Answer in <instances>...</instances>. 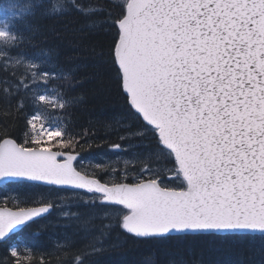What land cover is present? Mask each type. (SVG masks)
Here are the masks:
<instances>
[{"label": "snow or ice", "instance_id": "1", "mask_svg": "<svg viewBox=\"0 0 264 264\" xmlns=\"http://www.w3.org/2000/svg\"><path fill=\"white\" fill-rule=\"evenodd\" d=\"M116 7L106 63L125 105L118 122L128 126L120 131L140 132L170 166L127 167L125 160L123 170L76 167L79 140L57 113L82 101L49 90L54 79L75 73L51 49L23 50L43 14L44 3L33 0L19 13L0 8V106L28 113L23 142L0 132V185L72 192L77 208L86 209L77 220L99 206L136 241L200 242V258L181 264H228L204 259V252L223 256L264 238V0H123ZM74 92L69 85L66 95ZM0 203V243L17 257L11 245L53 205ZM97 240L103 234L89 246L95 249ZM260 252L264 257V247ZM76 264H88L85 252L78 251Z\"/></svg>", "mask_w": 264, "mask_h": 264}, {"label": "trees", "instance_id": "2", "mask_svg": "<svg viewBox=\"0 0 264 264\" xmlns=\"http://www.w3.org/2000/svg\"><path fill=\"white\" fill-rule=\"evenodd\" d=\"M35 2L44 3L43 14L34 21V30L25 35L30 47L23 50L31 53L36 49H43L45 52L51 49L58 53V63L64 68L73 69L75 73V79H72L70 73H65L63 78L54 79L49 90L52 95L82 101L70 104L63 114L57 113V116L67 121L68 135L79 140L74 150V154L78 155L77 168L96 170V165L99 164L101 168L123 170L117 158L124 156L131 160L127 167H150L166 171L170 165L155 155L147 139L139 138L140 132L133 134L120 131L128 126L126 122H118L125 112V105L116 88L115 73L110 70L106 61L115 31L111 25L119 14L116 5L122 2ZM32 3L33 0H0V8L12 5L14 11L19 13L30 9ZM81 4H87L88 7L82 11L70 7L75 5L80 8ZM93 11H102L103 14L93 16ZM10 66L15 67L14 64ZM61 85L64 87L61 88ZM69 85L75 86L73 96L66 95ZM27 114V111L17 112L15 108L0 106V132L7 130L9 137L23 142L28 130ZM113 117H116L115 121L112 120ZM121 136L125 138L122 140ZM113 144H121L122 151H112ZM51 145L52 142L49 141L44 146ZM105 160L110 163L104 162ZM82 163L86 164L82 167ZM109 178L114 177H102ZM8 187L19 198L21 206L34 207L44 202L51 203L53 207L46 218L31 223L23 230L18 239L25 248L23 251L17 248V257L11 256L10 245L0 243V264H76L78 251L85 252L88 264H181L182 261L199 259L203 252L201 243L195 241H170L166 244L136 241L119 228L113 215L99 206L87 209L90 215L84 218L87 221L84 224V220L76 219L80 212L86 211L84 208H77L78 200L64 204V208H58L46 198L47 192H56L50 188L37 185ZM87 202L91 204V201ZM0 206L5 205L0 203ZM80 228L84 230H79ZM101 234L103 241L97 240L95 249L90 247L93 237ZM66 237H71L75 248H68ZM261 247H264V238L255 236L249 242L228 250L223 256L204 252V259H223L228 264H240L241 261L244 264H261L264 259Z\"/></svg>", "mask_w": 264, "mask_h": 264}, {"label": "rangeland", "instance_id": "3", "mask_svg": "<svg viewBox=\"0 0 264 264\" xmlns=\"http://www.w3.org/2000/svg\"><path fill=\"white\" fill-rule=\"evenodd\" d=\"M116 1L123 2V0H116ZM37 127H39V125H37ZM117 160L121 162L122 168L126 167V165L124 164L125 160H128L129 164L131 161L129 158H126L124 156H119ZM104 162H107V160H105ZM114 162H116V159L114 160ZM84 164L86 163H82L81 166L83 167ZM84 169H88V168L84 167ZM46 198L47 200H50L53 204H56L58 208H64V204H69L70 202H76L77 200L80 199L76 194L73 193L67 195L62 192H51V191L47 192ZM6 199H10L12 201L11 203L12 205L19 204V198H17L16 195H14L13 191H11L8 186L0 189V201H4ZM13 245L14 247L22 251L25 248V245L22 244L20 240L19 243H14Z\"/></svg>", "mask_w": 264, "mask_h": 264}, {"label": "water", "instance_id": "4", "mask_svg": "<svg viewBox=\"0 0 264 264\" xmlns=\"http://www.w3.org/2000/svg\"><path fill=\"white\" fill-rule=\"evenodd\" d=\"M3 186H6V185H0V188L3 187ZM37 207H38V206H37ZM50 211H51V209H50ZM50 211H49L47 214H42V216L39 217V218H37L35 221H37V220H39V219H41V218L46 217L47 215H49Z\"/></svg>", "mask_w": 264, "mask_h": 264}]
</instances>
